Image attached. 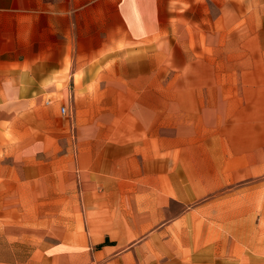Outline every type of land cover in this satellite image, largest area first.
<instances>
[{"label":"crops","instance_id":"0c3cea01","mask_svg":"<svg viewBox=\"0 0 264 264\" xmlns=\"http://www.w3.org/2000/svg\"><path fill=\"white\" fill-rule=\"evenodd\" d=\"M0 264H264V0H0Z\"/></svg>","mask_w":264,"mask_h":264},{"label":"rangeland","instance_id":"374dc122","mask_svg":"<svg viewBox=\"0 0 264 264\" xmlns=\"http://www.w3.org/2000/svg\"><path fill=\"white\" fill-rule=\"evenodd\" d=\"M57 99L58 100H73V98L71 97V93H70V91L69 90H64V94H60L58 97H57ZM59 107H61V106H58V111H59ZM67 107V110H68V112H67V114L65 115V116H63V115H61L60 114V112H59V116H60V118H61V120H63L64 121V123H65V126H66V129H67V131H68V129L69 130H71V120H72V116H73V114H74V111H73V109H72V107L71 106H66Z\"/></svg>","mask_w":264,"mask_h":264},{"label":"built area","instance_id":"2783aa9c","mask_svg":"<svg viewBox=\"0 0 264 264\" xmlns=\"http://www.w3.org/2000/svg\"><path fill=\"white\" fill-rule=\"evenodd\" d=\"M59 112L61 115L65 116L68 112L67 107L66 106H61L59 109Z\"/></svg>","mask_w":264,"mask_h":264}]
</instances>
